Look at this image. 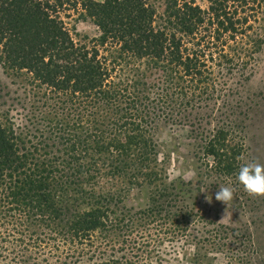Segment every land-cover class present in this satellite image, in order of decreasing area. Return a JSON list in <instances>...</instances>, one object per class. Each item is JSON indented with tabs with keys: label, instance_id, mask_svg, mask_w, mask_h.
Returning <instances> with one entry per match:
<instances>
[{
	"label": "trees",
	"instance_id": "obj_1",
	"mask_svg": "<svg viewBox=\"0 0 264 264\" xmlns=\"http://www.w3.org/2000/svg\"><path fill=\"white\" fill-rule=\"evenodd\" d=\"M207 2L0 0V70L21 90L0 105V264H162L164 243L188 239L195 264L211 252L251 264L246 237L207 229L154 137L161 123L188 126L212 175L232 173L243 149L212 106L225 89L219 69L250 52L239 45L254 42L259 3ZM69 10L97 36L76 42L60 16ZM134 191L143 207L124 206Z\"/></svg>",
	"mask_w": 264,
	"mask_h": 264
},
{
	"label": "rangeland",
	"instance_id": "obj_2",
	"mask_svg": "<svg viewBox=\"0 0 264 264\" xmlns=\"http://www.w3.org/2000/svg\"><path fill=\"white\" fill-rule=\"evenodd\" d=\"M93 1L101 2L102 0ZM257 1L259 6L254 18L256 23L250 22L253 30L249 37L254 42L248 43V39H244V42L239 45L244 49L250 47V52L231 54L234 61L231 64L230 73L219 69L222 75H217L218 82L220 87L224 86L225 89H222V98L218 99L215 106H212L215 109L213 118L220 120V112H224L221 120L232 121L236 127L235 132L228 136V143L233 146L243 145L240 152L237 150L234 151V155L232 154L231 167L234 171L229 175L228 173L225 175L208 173L204 159L200 160L201 154L196 150L188 126L161 123L156 127L154 137L159 159L162 161V169L170 179L191 183L190 203L194 204V209L198 211L204 222L212 224L207 226V229L220 225L232 233H239L246 237V245L250 246L251 264H264V197L250 196L237 181L238 169L246 161H258L264 164V0ZM196 4L203 9L208 6L207 0H196ZM60 16L76 42L82 38L91 39L97 36V27L91 20L82 19L78 12L64 11ZM235 45L232 43V46ZM241 62H244L243 67H239ZM217 63V61L214 62V65ZM221 66L227 68L228 64L222 61ZM219 70L215 66V72ZM160 76L159 69L152 71L153 79ZM19 83V80L8 77L0 70V105L2 103L9 105L16 93L21 92ZM224 94L227 95L226 100L230 107L222 109ZM16 109L23 115L19 107ZM213 126L214 123H211L210 129ZM221 185H230L236 190L234 200L227 205L215 200V193ZM144 197L134 191L124 206L143 207L147 202V197ZM208 198H211L210 202ZM202 247L208 250V246ZM199 248L191 239H188L186 243H164L159 257L165 261L162 264H195L194 254L200 252ZM209 257L207 264H230L228 255L226 257L224 253L211 252Z\"/></svg>",
	"mask_w": 264,
	"mask_h": 264
},
{
	"label": "clouds",
	"instance_id": "obj_3",
	"mask_svg": "<svg viewBox=\"0 0 264 264\" xmlns=\"http://www.w3.org/2000/svg\"><path fill=\"white\" fill-rule=\"evenodd\" d=\"M239 159H244L239 157ZM237 181L245 192L253 197H264V164L258 161H246L237 173ZM235 188L230 185H221L215 193V200L227 205L235 198ZM209 202L211 198H208Z\"/></svg>",
	"mask_w": 264,
	"mask_h": 264
}]
</instances>
